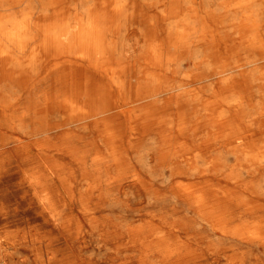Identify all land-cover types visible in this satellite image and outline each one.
<instances>
[{
	"label": "bare ground",
	"instance_id": "6f19581e",
	"mask_svg": "<svg viewBox=\"0 0 264 264\" xmlns=\"http://www.w3.org/2000/svg\"><path fill=\"white\" fill-rule=\"evenodd\" d=\"M0 146L66 240L264 264V0H0Z\"/></svg>",
	"mask_w": 264,
	"mask_h": 264
},
{
	"label": "rangeland",
	"instance_id": "374dc122",
	"mask_svg": "<svg viewBox=\"0 0 264 264\" xmlns=\"http://www.w3.org/2000/svg\"><path fill=\"white\" fill-rule=\"evenodd\" d=\"M0 146V264H120L115 246L95 238L66 240L32 191L20 184L16 163ZM121 211L111 213L118 220ZM206 264H214L211 259ZM134 264V263H131Z\"/></svg>",
	"mask_w": 264,
	"mask_h": 264
}]
</instances>
